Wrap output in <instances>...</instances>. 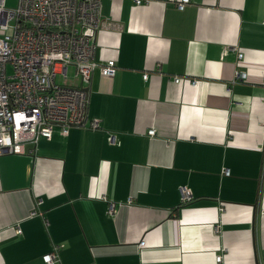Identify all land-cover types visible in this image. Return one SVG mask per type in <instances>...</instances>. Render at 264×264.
<instances>
[{
	"label": "crops",
	"instance_id": "crops-1",
	"mask_svg": "<svg viewBox=\"0 0 264 264\" xmlns=\"http://www.w3.org/2000/svg\"><path fill=\"white\" fill-rule=\"evenodd\" d=\"M100 4L99 128L0 157V264H264V0Z\"/></svg>",
	"mask_w": 264,
	"mask_h": 264
},
{
	"label": "built area",
	"instance_id": "built-area-1",
	"mask_svg": "<svg viewBox=\"0 0 264 264\" xmlns=\"http://www.w3.org/2000/svg\"><path fill=\"white\" fill-rule=\"evenodd\" d=\"M143 1L149 0L135 3ZM167 1L179 10L189 3ZM106 27L100 0H18L12 9L0 0V157L25 153V145L35 147L40 138L50 139L55 127L64 136L73 127L99 128L97 119L88 118L89 84L96 68L108 78L117 68L114 59L94 61L96 35ZM237 58L240 62L242 53L238 52ZM70 76L77 84L57 80ZM234 76L235 81L246 78L239 71ZM147 78L143 74V79ZM154 133L152 129L147 132L149 136ZM179 193L182 203L192 199L186 187ZM113 211L110 203L108 213ZM15 232L21 234L19 226ZM61 248L53 245L42 256L43 262L57 264ZM215 259L222 261L221 256Z\"/></svg>",
	"mask_w": 264,
	"mask_h": 264
},
{
	"label": "rangeland",
	"instance_id": "rangeland-1",
	"mask_svg": "<svg viewBox=\"0 0 264 264\" xmlns=\"http://www.w3.org/2000/svg\"><path fill=\"white\" fill-rule=\"evenodd\" d=\"M71 73H72V69L71 68H69V74L71 75ZM72 76H70V79H68V80H62V79H60L59 77H57V80L59 81V82H64V83H66V84H75V83H77L78 81L76 80V79H73V78H71Z\"/></svg>",
	"mask_w": 264,
	"mask_h": 264
}]
</instances>
